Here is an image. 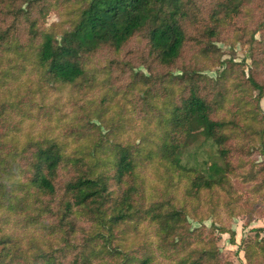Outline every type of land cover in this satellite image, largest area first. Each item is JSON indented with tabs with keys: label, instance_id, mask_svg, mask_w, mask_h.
Returning a JSON list of instances; mask_svg holds the SVG:
<instances>
[{
	"label": "trees",
	"instance_id": "obj_1",
	"mask_svg": "<svg viewBox=\"0 0 264 264\" xmlns=\"http://www.w3.org/2000/svg\"><path fill=\"white\" fill-rule=\"evenodd\" d=\"M24 1L27 5L22 8ZM214 1L213 8L200 13L202 0H0V14L11 17L0 32V56L6 51L23 54L24 48L30 49L26 53L29 66L23 68L34 74L39 91L51 87H101L104 79L93 58L103 49L116 56L124 51L129 59L137 52L145 68L155 65L150 76L139 75L147 80L144 94L154 97L165 85L178 88L164 113L158 108L130 112V119H142L146 124L135 129L136 134L129 133L127 139L113 140L110 136L104 140L94 128L93 143L78 154L69 152L64 142L56 138L38 144L27 154L24 149L15 153L26 170L24 177L14 183L15 192L7 190L10 196L4 200L8 202L0 205L6 212L0 216V264H64L51 250L23 260L17 256L22 255V250L10 244L11 237L5 229L10 218L17 214L18 222L29 214L34 220L42 212L58 217L52 226L59 229L66 224L72 232L75 230L68 225L72 222L69 215L81 213L84 223L78 231L83 237L82 247L88 250L79 254L81 264H93L101 251L112 257L120 254V259L111 264H233L220 261L214 232H229L233 241L234 233L221 222V213L227 217L240 214L244 225H248L258 212L256 205L264 193V172L255 165L246 172L238 170L243 145L235 144L233 138L245 132L258 114L261 126L254 131L264 136V112L259 109L264 75L257 77L253 71L246 78L242 72L232 75L228 64L218 72V79H212L201 73L208 66L191 65L189 49L194 56L210 55L216 48L213 39L246 8L243 0ZM61 5L68 8L67 20L52 24L58 32L40 24L46 11ZM262 31V39L251 57L256 64L258 56L264 66ZM26 41L30 44H24ZM133 41L140 44H130ZM112 63L127 62L108 59L105 76ZM174 69L181 72L173 74ZM256 71L264 72V67ZM230 76L229 81L235 84L228 90L223 80ZM156 79L167 83L156 87ZM230 91L233 97H229ZM121 116L119 113L115 118H103L110 133L116 130L112 121L117 124ZM79 132L84 133L78 130L73 134ZM196 133L216 146L223 164L215 168L218 173H205L181 163L182 153ZM133 136L138 140L130 141ZM147 166V171L156 173L163 168L179 191L170 194L171 198L146 199L141 176ZM68 168L74 173L60 182L59 176ZM241 187H245L246 195ZM43 196L57 201V205H51ZM28 206L30 211L23 215L22 210ZM187 215L198 222L211 215L210 228L200 225L190 229ZM140 222L152 227L158 248L167 251L166 258L150 253L138 258L123 249L120 240L113 242L122 235L124 239L123 227H136ZM254 229L264 231V227ZM238 249L243 253L237 264H264L263 236L242 239ZM72 262L75 264L77 258Z\"/></svg>",
	"mask_w": 264,
	"mask_h": 264
},
{
	"label": "rangeland",
	"instance_id": "obj_2",
	"mask_svg": "<svg viewBox=\"0 0 264 264\" xmlns=\"http://www.w3.org/2000/svg\"><path fill=\"white\" fill-rule=\"evenodd\" d=\"M246 5L238 18L230 22L227 30L219 34L218 38L213 39L216 46L214 51L208 56H194L193 51L189 49L188 56L192 57L191 65L197 67H205L201 73L209 78L218 79L220 72L226 65H231L232 75L242 72L244 78L248 76L250 71L257 77H262L264 72L256 71L263 68L261 59L256 56V64L252 61V53L257 43L261 41L264 29V0H243ZM214 0H202L201 8L198 12L205 13L215 6ZM27 2L22 3V8ZM68 8L61 5L58 9L48 10L44 17L41 18L40 24L53 29L52 24L58 21L67 20L66 10ZM5 15V14H4ZM0 16V32L4 30L5 20H10V16ZM262 22V24H260ZM23 27L22 25L19 27ZM257 28V29H255ZM23 34L21 37L23 38ZM24 44H30L27 41ZM130 44H140L133 41ZM30 49L24 48L23 54L14 52H4L0 56V205L3 206L7 201L6 197L10 194L7 190H14L16 180L24 177L26 166H22L18 162L20 156L15 153L25 154L28 150L35 148L38 144H45L49 139L56 138L64 142L69 152L81 153L82 150L89 149L93 143V130L98 129L95 133L106 140L112 136V139H127L129 133L142 125L145 121L142 119L132 120L129 118L130 112L139 110L150 111V109H159L161 113L167 110L168 103L176 97L178 88L169 85L159 89L154 97L150 94H144L142 89L147 84V80L140 79L142 74L146 77L150 76L151 68L155 65L144 67L141 64L142 57L137 52H133L129 57L123 51L118 56L113 54L111 50L103 49L99 51L93 58V64L100 68L101 87L84 89H74L76 87H64L62 89L51 87L44 91H39V86L34 80V74L26 68L29 66L26 53ZM108 59L123 60V63L110 64L109 75L105 76L108 71L106 64ZM231 62V63H230ZM179 69H174L173 74H179ZM229 72V73H230ZM231 75V76H232ZM231 76L223 82L230 90L234 87L235 81H229ZM145 83V84H144ZM155 86L161 87L167 83L162 80H155ZM31 90L33 92H31ZM156 91L152 92L154 94ZM229 97H233L231 91ZM151 101V103H150ZM259 109L264 112V96L259 101ZM105 111V112H104ZM104 112V113H103ZM122 116L115 123L113 132H109L104 126L105 120L109 117ZM103 114V115H102ZM150 114V113H149ZM103 116V117H102ZM112 119V118H111ZM261 116L255 119L251 124L247 125L245 132H239L237 137L233 138L235 144H242L240 149L243 157L240 158V167L238 170L246 172L250 165L261 168L264 172V136H260L254 130H258L261 124ZM123 124V126H121ZM153 125V124H152ZM155 125H153L154 127ZM126 127L129 130H126ZM82 131L84 133L73 134V132ZM73 131V132H71ZM88 131V132H87ZM134 134L136 132L134 131ZM130 141L136 139L133 136ZM88 151V150H87ZM21 156H23L21 154ZM23 163V161L21 162ZM181 163L186 167H193L203 170L205 173H218V169L222 164V160L217 156L216 146L210 140L197 134L187 144L181 156ZM159 170H148V166L144 169L141 176L143 183V192L148 200L168 198L170 194L177 193L179 189H175L171 180L167 177L163 168ZM162 177H160V173ZM69 168L62 171L58 180L62 182L71 176ZM74 173V172H73ZM172 185V186H171ZM245 194V187L240 188ZM58 198L60 194L57 195ZM43 199L49 201L51 205L56 206L57 201L49 200L48 196ZM258 212L254 214L255 220L248 225H244V216L233 214L227 217L225 212L220 215V220L228 226L234 233L233 241L229 232L215 231V244L220 261H231L233 264L238 263V259L242 256L239 250V244L242 239L247 237H264V231H254V228L264 227V193L257 203ZM224 209L225 206L223 205ZM31 206L24 208V213L30 211ZM224 211V210H222ZM6 212L0 208V216H5ZM262 214V215H261ZM81 213L74 212L69 215L72 219L71 226L75 231L67 227L66 224L60 225L57 229L53 224L57 223L58 217L49 213L42 212L37 215L34 220L27 217L17 222V214L10 218L9 223L5 226L7 233L11 237L10 244H16L22 250V259L31 260L33 256L40 254L44 250H51L64 264L73 263V258H77L75 264H81L79 254L87 252L81 245V234L78 231L79 226L84 223ZM212 216L207 215L202 221H196L190 216H186L187 222L190 223V229L202 225L205 229H209L212 222ZM150 225V224H149ZM125 231L121 239L116 237L113 241L117 243L120 240L121 247L129 249L134 256L141 258L144 253L154 254L158 257L166 258V249L160 250L157 246L158 241L152 230L146 222H140L138 226L123 227ZM68 238V240H66ZM239 254L240 257H239ZM20 258V257H19ZM120 259V254L116 257L107 255L104 251L96 254L93 264H111Z\"/></svg>",
	"mask_w": 264,
	"mask_h": 264
},
{
	"label": "crops",
	"instance_id": "obj_3",
	"mask_svg": "<svg viewBox=\"0 0 264 264\" xmlns=\"http://www.w3.org/2000/svg\"><path fill=\"white\" fill-rule=\"evenodd\" d=\"M241 254H239V256H240Z\"/></svg>",
	"mask_w": 264,
	"mask_h": 264
}]
</instances>
